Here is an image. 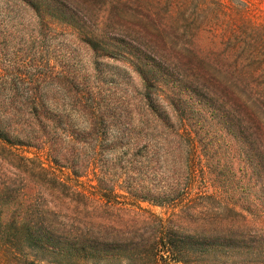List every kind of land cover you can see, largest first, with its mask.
<instances>
[{
  "label": "trees",
  "instance_id": "16d2710c",
  "mask_svg": "<svg viewBox=\"0 0 264 264\" xmlns=\"http://www.w3.org/2000/svg\"><path fill=\"white\" fill-rule=\"evenodd\" d=\"M7 1L0 264H264V20L248 3Z\"/></svg>",
  "mask_w": 264,
  "mask_h": 264
},
{
  "label": "rangeland",
  "instance_id": "374dc122",
  "mask_svg": "<svg viewBox=\"0 0 264 264\" xmlns=\"http://www.w3.org/2000/svg\"><path fill=\"white\" fill-rule=\"evenodd\" d=\"M245 1L249 5L250 12H253L252 13L253 16L257 18L258 21H263L264 20V0H245ZM18 14H19V11L14 3H11L7 0H0V26H4V29H6L7 31L9 30L11 33L10 34L11 39L9 40V42L7 41L3 43V46H2L3 48L2 50L4 53H6L5 56L7 57L11 56L14 52H16L19 47L18 41L15 37L16 36L15 31H14L15 22L18 21ZM7 22H8V26L6 24ZM72 48L74 49V59L77 62L78 66H81L83 68L88 66L89 64L87 63V55H86L85 50H83L82 48H78V47H72ZM117 81H119V79H117ZM117 83L119 84L120 82H117ZM43 160H45V157H43ZM214 160L221 161L220 162L221 164H223L224 162V160H217V159H214ZM236 164L237 163H235L233 166V171L234 170L237 171ZM1 167L2 166H0V180H4L5 178L10 177V175L5 170H3L4 168L2 167L3 168L2 169ZM218 172H224V170L220 167V170L218 169ZM58 173L62 178H66V176L69 174V172L66 169H62V171L61 172L58 171ZM225 174L229 175L228 172H225ZM70 177L74 178V181L78 186L82 188H86V189H91L90 185L93 183L90 182L87 177L82 176V177L76 178L73 175H71ZM207 188L210 191L221 189V187L219 188L217 184H214L211 181L207 183ZM144 206H146V204H144ZM150 209L154 211L156 214L163 215L164 213L163 209L159 207L151 206Z\"/></svg>",
  "mask_w": 264,
  "mask_h": 264
}]
</instances>
